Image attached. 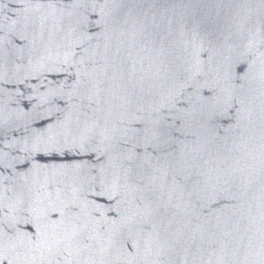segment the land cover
I'll use <instances>...</instances> for the list:
<instances>
[{"label":"water","instance_id":"water-1","mask_svg":"<svg viewBox=\"0 0 264 264\" xmlns=\"http://www.w3.org/2000/svg\"><path fill=\"white\" fill-rule=\"evenodd\" d=\"M0 264H264V0H0Z\"/></svg>","mask_w":264,"mask_h":264}]
</instances>
